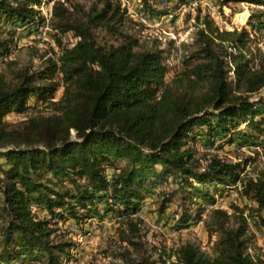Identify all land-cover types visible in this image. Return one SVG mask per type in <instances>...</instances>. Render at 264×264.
Wrapping results in <instances>:
<instances>
[{
    "label": "trees",
    "instance_id": "obj_1",
    "mask_svg": "<svg viewBox=\"0 0 264 264\" xmlns=\"http://www.w3.org/2000/svg\"><path fill=\"white\" fill-rule=\"evenodd\" d=\"M42 1L0 0V21L12 24L11 30L0 27V60L14 45V27L43 22L34 9ZM154 1L141 0L143 10L162 14L152 9ZM230 3L264 6V0H219L221 6ZM194 20L182 67L169 80L165 60L174 44L162 48L155 38V45L144 48L128 31L137 25L119 0H91L88 7L55 1L49 26L60 48L56 60L17 72L14 61H5L0 264L72 260L74 242L68 233H58V224L83 225L100 216L99 205L118 222L124 247L115 257L121 264H165V253L153 259L146 252L142 221L134 214L153 188L168 181L177 187L156 192L157 213L177 199L178 228L200 220V203L213 204L223 191H235L248 203L231 212L209 211L203 225L207 236L215 237L211 258L186 243L174 251L171 264H263L248 249L252 230L264 235V165L248 176V160L231 163L207 150L215 143H238L264 151V51L252 56L245 30L219 31L208 17L200 21L199 11ZM100 33L111 42L101 43ZM66 34L75 40L69 48L60 43ZM59 88L61 97L53 101ZM31 98L48 103L50 113L4 121L25 112ZM196 186H212L214 192Z\"/></svg>",
    "mask_w": 264,
    "mask_h": 264
},
{
    "label": "rangeland",
    "instance_id": "obj_2",
    "mask_svg": "<svg viewBox=\"0 0 264 264\" xmlns=\"http://www.w3.org/2000/svg\"><path fill=\"white\" fill-rule=\"evenodd\" d=\"M58 0H43L40 5L34 9L42 16L43 22L38 27H14L15 40L11 52L8 57L0 60V71L5 70V61H14L16 64L12 67V71L17 72L24 68L30 67L35 70L42 62L48 58L56 60L60 48L57 45L56 39L50 34V18L51 8L53 3ZM69 2L79 3L88 7L91 0H68ZM127 9V15L137 25H130L128 31L134 34L144 48H150L155 45V38L161 40L160 46L165 48L168 42L174 45L170 47V57L165 60L168 68L167 80L171 79L174 74L179 72L182 67L184 47L189 43V39L193 33L191 27L195 24V14L200 12V21L206 16L212 21L213 25L219 31H242L245 30L249 37V51L252 56H257L264 51V6L249 5L245 3H230L228 5H219V0H166L169 6L165 9L158 10L162 14L143 10L141 0H127L131 4L128 8L126 0H119ZM161 0H155L151 3L152 9H156ZM191 3H195L191 7ZM157 10V9H156ZM143 11L144 17H152L157 21L146 22V24L137 16L136 13L130 12ZM252 16V17H251ZM0 27L12 29V24L0 21ZM193 29V28H192ZM101 43H109L111 40L103 33L98 35ZM75 42L71 34H66L61 37L60 43L64 47H71ZM181 44V47H180ZM186 50L189 52L188 47ZM57 80V79H56ZM62 88L53 96V101L61 97ZM256 97V96H255ZM258 97V96H257ZM28 109L23 113H11L4 118L7 123H18L25 121L29 117L39 114L46 115L50 113L48 103H43L36 98H31L27 103ZM243 129V126L241 127ZM200 157L201 148L196 146ZM208 152L216 153L218 156L226 158L229 162L235 163L238 161H249L245 173L248 176H253L256 170L261 169L264 165V151L260 146L244 145L239 146L238 143L231 145H221L215 143L213 149H208ZM204 160V159H202ZM116 166H123L122 162H118ZM113 170L109 169L107 177L109 178ZM176 185L168 181L164 185H159L153 188L140 204V209H146L142 216V235L145 244L146 252L152 255L153 259H157L159 255L165 253V264H171L174 261L173 253L176 249L186 243H192L199 247L200 251L206 256H213V243L215 237L209 238L205 231L203 220L207 218L209 212L203 210L200 220L194 224H190L186 228H178L176 226L177 219L181 214L178 200L175 199L169 208L163 213H157L156 192L172 191L176 189ZM203 191H208L213 194L212 186L202 187L196 186ZM215 206L232 211L234 206L239 208L248 203L243 202L236 195L235 191H223L221 194L213 196ZM211 203H200V206ZM138 210V211H139ZM100 216L87 220L83 225H76L72 221L60 222L58 224V233H68L67 238H72L74 247L70 250L72 260L65 261L64 264H121V260L115 256L123 250L124 245L120 244L118 236V222L110 215H103V206H98ZM43 214H40L42 216ZM254 233L253 245L249 246L248 254L254 260H260L264 264V235L252 230ZM80 235L82 244H79L77 236ZM155 249L157 251H155ZM135 256V255H134ZM170 257V259H166ZM25 261H15L13 264H28ZM34 264V263H31ZM41 264V263H37ZM162 264V263H160Z\"/></svg>",
    "mask_w": 264,
    "mask_h": 264
},
{
    "label": "built area",
    "instance_id": "obj_3",
    "mask_svg": "<svg viewBox=\"0 0 264 264\" xmlns=\"http://www.w3.org/2000/svg\"><path fill=\"white\" fill-rule=\"evenodd\" d=\"M126 2H128V1L126 0ZM168 6H169L168 1H166V0H161L160 4L157 5L156 9H157V10H161V9H165V8H167ZM194 6H195V3H191V7H194ZM128 8H129V9L131 8V4H130L129 2H128ZM130 12L136 13L137 16H139L140 19H141L145 24H146V22H154L155 25H156V22H161V20H164V19H161L160 21H157L158 19L155 20V19L152 18V17H144V12H143V11H142V12H141V11H138V12L130 11ZM180 47H181V44H180ZM215 205H216L215 203L204 205V211H205V212H209L210 210L217 208ZM145 209H146V205H144V208L142 207V209H140L139 211H137V212L134 214V217L139 218V219H142V216H143L142 214H143V212H144ZM75 240H77V242H78L79 244H82V243H81V242H82V239H81V236H80V235H78V236H77V239L75 238ZM28 264H31V263H28Z\"/></svg>",
    "mask_w": 264,
    "mask_h": 264
}]
</instances>
